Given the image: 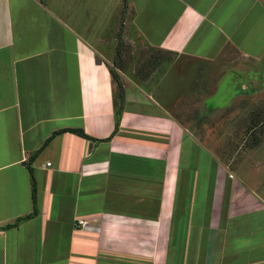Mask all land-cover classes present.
<instances>
[{
	"label": "crops",
	"instance_id": "crops-1",
	"mask_svg": "<svg viewBox=\"0 0 264 264\" xmlns=\"http://www.w3.org/2000/svg\"><path fill=\"white\" fill-rule=\"evenodd\" d=\"M65 5L0 0V264H264V163L211 151L259 114L264 0Z\"/></svg>",
	"mask_w": 264,
	"mask_h": 264
},
{
	"label": "rangeland",
	"instance_id": "rangeland-1",
	"mask_svg": "<svg viewBox=\"0 0 264 264\" xmlns=\"http://www.w3.org/2000/svg\"><path fill=\"white\" fill-rule=\"evenodd\" d=\"M71 1H76V0H66L65 6L69 7V4L71 3ZM77 1L79 2V0H77ZM94 1H95L94 6H96L95 11L98 9L101 11V13H104V14H108V15H109V13H110V15L114 14L111 12V11L115 10L113 8L114 6L112 7V5L113 4L115 5L117 0H94ZM62 2H63V0H62ZM75 6H76V4L73 5V7L71 8V5H70V8L72 11L75 10ZM59 12H60V10H59ZM89 20H90V18H89ZM258 72L263 78L262 85L264 86V64L261 63V70H258ZM231 81H232L231 77L226 79V82L229 84L231 83ZM256 112H259V117L258 116L257 117L260 120L259 121L260 124L257 123L259 126H258V129L256 131L251 133L250 129H249L251 126L254 125L253 123H254L255 119H257L256 114H255V110L251 116H245L246 118L239 114L232 119L233 120L232 122H234V123L231 122L230 125L232 124V125L237 126L238 124L243 122V124L246 126H245V129L242 130V132H239V131L235 132V134L236 133L238 134L236 139L231 138L232 141H234L235 146L230 147V148L229 147L223 148V147H219L218 145H215V146L211 147V151L213 152L214 155H220V154H222V152H223L222 155L227 154V155H225L226 157L224 156V158H243L245 160L254 159L255 161H260L258 169H256L257 170L256 172H260V169H261L260 167H261L262 163H264V91H262L259 95V110ZM229 118H230V116H228V119ZM218 126H219V124H218ZM233 133L234 132H232L231 130L225 132V134H227V136H230V137H231V134H233ZM235 134H233L234 137H236ZM254 135L259 139L258 143H255L253 141ZM213 136H221V132L215 131L213 133ZM240 137H241V141L239 139ZM224 139H225V137H224ZM231 139H230V142H232ZM227 141H229V138H227ZM201 153L204 156H206L205 148H203V150L201 149ZM209 153L211 154V152H209ZM261 161H263V162H261ZM242 168L243 169L240 170V172L242 174V177L246 178V176L249 175L251 168L249 165H246V167H242ZM262 172H264L263 168H262ZM263 175H264V173L260 172V177L258 178V174L256 173L257 179L258 180L260 179L259 181L262 180ZM259 183L261 184V182H259ZM260 186L263 189L264 184L260 185Z\"/></svg>",
	"mask_w": 264,
	"mask_h": 264
},
{
	"label": "built area",
	"instance_id": "built-area-1",
	"mask_svg": "<svg viewBox=\"0 0 264 264\" xmlns=\"http://www.w3.org/2000/svg\"><path fill=\"white\" fill-rule=\"evenodd\" d=\"M95 224H96L95 220L77 219L74 223V228L75 230H84L90 228L91 226H94Z\"/></svg>",
	"mask_w": 264,
	"mask_h": 264
},
{
	"label": "trees",
	"instance_id": "trees-1",
	"mask_svg": "<svg viewBox=\"0 0 264 264\" xmlns=\"http://www.w3.org/2000/svg\"><path fill=\"white\" fill-rule=\"evenodd\" d=\"M123 101V99H122V97H121V102ZM259 117V114L258 115H256V117ZM257 117V119H255V121H254V125L253 126H251L249 129H250V132L251 133H253L254 131H256L257 129H258V124L257 123H259L260 124V120H259V118ZM79 133L81 134V135H84L85 136V134L83 133V131H79ZM253 141L255 142V143H258L259 142V139L254 135L253 136Z\"/></svg>",
	"mask_w": 264,
	"mask_h": 264
}]
</instances>
